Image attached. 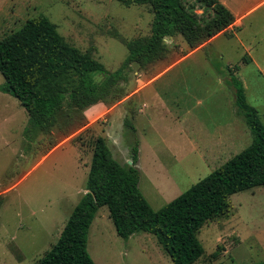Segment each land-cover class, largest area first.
<instances>
[{
    "label": "rangeland",
    "instance_id": "obj_1",
    "mask_svg": "<svg viewBox=\"0 0 264 264\" xmlns=\"http://www.w3.org/2000/svg\"><path fill=\"white\" fill-rule=\"evenodd\" d=\"M219 1L236 17L227 33L196 50L181 36L166 38V59L127 69L119 85L127 96L112 107L89 108L67 135L55 130L28 142L26 110L0 92V264H36L57 243L86 193L97 137L106 139L123 166L139 143V186L155 211L252 143L228 80L231 68L264 123V0ZM39 14L111 73L127 59L128 42L151 36L154 20L149 5L127 7L117 0H0V39ZM127 117L135 133L125 126ZM229 202L226 215L201 229L205 255L195 264H264V187L234 194ZM88 251L96 264H173L155 236L121 238L107 207L93 220Z\"/></svg>",
    "mask_w": 264,
    "mask_h": 264
},
{
    "label": "trees",
    "instance_id": "obj_2",
    "mask_svg": "<svg viewBox=\"0 0 264 264\" xmlns=\"http://www.w3.org/2000/svg\"><path fill=\"white\" fill-rule=\"evenodd\" d=\"M130 7L149 5L154 13L152 33L127 43L128 57L114 73L71 45L45 15L0 39V92L16 98L29 116L24 138L32 143L55 130L67 135L78 127L85 112L98 104L112 107L127 95L120 83L133 65L145 69L170 53L166 38L181 36L191 50L210 41L236 22L233 12L219 0H117ZM235 106L253 135L252 143L220 168L193 185L172 202L155 211L140 190L139 143L131 150V162H118L106 139L97 137L86 193L74 208L52 249L36 264H96L88 251L93 220L107 207L117 234L129 240L138 233L156 237L173 264H195L205 249L201 229L229 211L234 194L264 187V123L246 95L243 82L229 69ZM97 75L105 76L97 82ZM124 124L135 133L130 117ZM56 144L52 143L51 147ZM5 197L0 195V211Z\"/></svg>",
    "mask_w": 264,
    "mask_h": 264
},
{
    "label": "water",
    "instance_id": "obj_3",
    "mask_svg": "<svg viewBox=\"0 0 264 264\" xmlns=\"http://www.w3.org/2000/svg\"><path fill=\"white\" fill-rule=\"evenodd\" d=\"M130 164H132V162H130Z\"/></svg>",
    "mask_w": 264,
    "mask_h": 264
},
{
    "label": "crops",
    "instance_id": "obj_4",
    "mask_svg": "<svg viewBox=\"0 0 264 264\" xmlns=\"http://www.w3.org/2000/svg\"><path fill=\"white\" fill-rule=\"evenodd\" d=\"M217 37V36H216Z\"/></svg>",
    "mask_w": 264,
    "mask_h": 264
}]
</instances>
